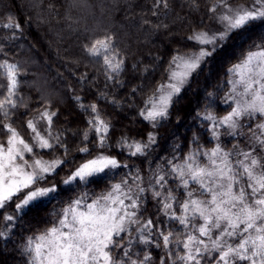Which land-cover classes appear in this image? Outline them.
Instances as JSON below:
<instances>
[{
    "label": "snow or ice",
    "instance_id": "6c2138e0",
    "mask_svg": "<svg viewBox=\"0 0 264 264\" xmlns=\"http://www.w3.org/2000/svg\"><path fill=\"white\" fill-rule=\"evenodd\" d=\"M161 6L167 8V0H155V7ZM209 11L221 24V30L193 33L189 39L200 46L199 50L172 56L167 79L156 87L139 112L153 129L167 120L174 98L219 47L238 32L264 25V0H252L248 6L215 0ZM0 27L12 29L14 37L21 29L18 22L11 20ZM84 50L95 62L102 63L106 80L116 81L123 72L124 60L111 34L93 38ZM0 55H4L2 47ZM228 73L230 98L235 106L219 120L211 114L203 117L212 122L214 139L219 138L217 129L221 127L235 135L245 116L264 117V37L260 43L254 42ZM20 76L18 64L0 60V89L5 90L0 91V132L6 136L0 142V210L14 207V214L3 216L5 222L57 200L60 185L72 190L86 187L109 177L114 170L128 167L107 151L111 123L102 118L95 103L85 105L79 97L75 99L81 110L90 117L88 129L82 133L83 146L78 148L80 162L59 157L44 160L34 153L37 148L52 152L62 149L66 156L70 149L62 134L53 132L57 112L50 105L26 122L31 142L13 126L12 116L25 106L18 96ZM250 140L248 151L228 152L219 144L202 151L194 136L197 148L180 162L175 157L165 161L167 169H153L147 187L142 186L144 178L137 170L129 177L131 183L122 179L110 183L99 195L84 192L69 200L55 212L57 219L51 227L27 238L23 249L29 257L27 264H150L149 254L133 259L131 248L134 244H152L153 235L158 238L156 246L167 250L171 264H264V123L256 126ZM117 143L128 149L130 156H144L156 143V134L149 131L144 141L122 136ZM89 144L93 146L89 148ZM26 154L31 159H26ZM69 163L72 166L68 173L56 181L57 170ZM168 177L178 181L183 200L168 186ZM148 191L159 211L178 223L182 231L165 233L158 228L159 221L143 218L144 194ZM6 236L5 231H0V238ZM116 249L123 255H114ZM161 264L168 262L161 259Z\"/></svg>",
    "mask_w": 264,
    "mask_h": 264
},
{
    "label": "trees",
    "instance_id": "16d2710c",
    "mask_svg": "<svg viewBox=\"0 0 264 264\" xmlns=\"http://www.w3.org/2000/svg\"><path fill=\"white\" fill-rule=\"evenodd\" d=\"M251 2L230 0L233 6H248ZM214 3L215 0H167L168 7L164 8L155 7V0H0V25L10 20L21 25L15 37L12 29L0 27V47L4 52L0 60L7 59L21 69L18 96L23 98L25 106L19 107L12 116L13 126L31 142L26 122L50 105L51 110L57 112L53 132L62 134L70 152L65 156L62 149L52 152L37 148L34 153H39L44 160L59 157L79 163L78 148L83 146L82 133L88 129L90 118L75 99L79 97L85 105L95 103L102 118L111 123L107 151L122 165H128L86 187L72 190L60 185L57 200L26 210V215L20 214L13 222H5L3 216L14 214V207L0 210V231L7 234L6 238H0V264H27L29 257L23 251L27 238L51 227L57 219L55 212L84 192L99 195L110 183H119L122 179H129L131 183L129 177L137 170L144 178L142 186L147 187L153 169H167L165 161L175 157L176 162H180L197 148L194 136L202 151L220 144L232 152L236 149L233 148L235 143L248 144L256 126L264 123V117L257 115L244 121L235 135L221 127L218 140L211 135L212 122L203 117L211 114L218 119L231 110L228 70L242 59L254 42H261L264 25L234 34L202 63L174 98L176 102L162 126L153 129L139 116L145 100L167 79L172 56L199 49L189 37L212 28L214 14L209 8ZM104 34L114 37L116 49L124 60V70L116 81L106 80L102 63L95 62L84 50L85 44ZM149 131L155 132L156 143L144 156H130L129 150L117 143L122 136L144 141ZM5 139L0 132V142ZM71 166L69 163L62 166L63 170L58 169L56 181L64 177ZM168 181L177 198L183 200L178 181L171 177ZM142 211L143 218L159 221L161 231L174 230L177 234L182 231L178 223L168 220L159 211L150 191L144 194ZM152 239L150 245L134 244L132 258L142 259L149 254L150 264H161V259L168 262L164 248L156 246L158 238L153 235ZM160 243L162 245V241ZM113 254L123 255L119 249Z\"/></svg>",
    "mask_w": 264,
    "mask_h": 264
},
{
    "label": "rangeland",
    "instance_id": "374dc122",
    "mask_svg": "<svg viewBox=\"0 0 264 264\" xmlns=\"http://www.w3.org/2000/svg\"><path fill=\"white\" fill-rule=\"evenodd\" d=\"M240 5H243V4H240ZM235 6V5H234ZM212 27V28H211ZM210 28L211 29H207V30H203V31H208L209 33H212V32H217V31H219V30H221V28H222V26H221V24L214 18L213 19V22H212V24H211V26H210ZM199 50V49H198ZM198 50H192V51H189V52H186V53H182V54H193V53H195V52H197ZM202 65V64H201ZM230 89H231V85H230ZM229 102H230V104H232V107H234L235 105H234V103H233V101L231 100V98H230V92H229ZM231 110H232V108H231ZM230 110V111H231ZM229 111V112H230ZM228 112V113H229ZM227 113V114H228ZM226 114V115H227ZM257 115H259V114H255V115H253L252 117H255V116H257ZM220 118H222V117H219L217 120H219ZM251 117H248V116H245V117H243L242 119H241V121H240V124L241 123H243L244 121H246V120H248V119H250ZM240 126V125H239ZM211 128H212V123H211ZM223 128V127H222ZM226 128V127H225ZM227 129V128H226ZM238 129V128H237ZM227 130H229V129H227ZM217 131L219 132V134H220V128H218L217 129ZM231 131V130H230ZM211 135H212V132H211ZM235 137V136H234ZM251 137V136H250ZM250 137H249V139L247 140L248 141V144H245V145H242V144H240V143H235L234 145H233V148H236V150H244V151H248V150H250V148H251V146H252V142H251V140H250ZM218 140V139H217ZM220 145V144H219ZM222 148H223V146L222 145H220ZM224 149V148H223ZM225 150V149H224ZM225 151H227V150H225ZM228 152H230V151H228ZM25 158L26 159H31V157L30 156H28L27 154H26V156H25ZM235 159V158H234ZM164 251H165V254H166V257L168 258V256H167V250L166 249H164ZM168 264H171V261L168 259Z\"/></svg>",
    "mask_w": 264,
    "mask_h": 264
}]
</instances>
